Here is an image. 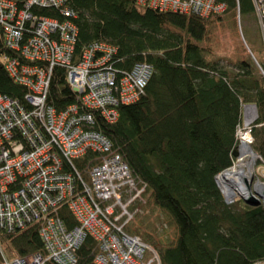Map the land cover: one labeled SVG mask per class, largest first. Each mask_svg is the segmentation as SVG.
<instances>
[{
	"label": "trees",
	"instance_id": "trees-1",
	"mask_svg": "<svg viewBox=\"0 0 264 264\" xmlns=\"http://www.w3.org/2000/svg\"><path fill=\"white\" fill-rule=\"evenodd\" d=\"M217 2L225 3L227 11L208 18L139 7L135 0H68L73 18L53 8L32 9L38 16L69 20L78 27L73 64L80 62L84 48L105 42L117 48L110 63L114 71L128 73L140 63L153 67L140 100L117 107V122H108L97 110L87 112L71 88L66 66L54 68L47 104L57 112L76 105L81 114L90 113L92 129L113 143L135 178L146 185L143 202L135 206L152 203L177 234L167 247L157 246L161 264H264V206L244 200L227 205L215 180L234 163L236 131L248 105L258 114L251 128L252 148L264 159V29L259 52L245 38L254 58L249 55L224 67L222 52L205 42L208 28L225 14L239 12L241 19L252 15L256 6L254 0ZM4 44L0 29V94L27 106V91L5 69L7 60H20V54ZM97 156L89 153L77 160V170L85 173L98 162ZM59 216L69 229L76 227L67 206ZM40 227L33 222L12 231L1 229L0 264L3 256L8 261L32 254L45 257ZM96 252V242L87 237L78 250V264H96Z\"/></svg>",
	"mask_w": 264,
	"mask_h": 264
},
{
	"label": "built area",
	"instance_id": "built-area-1",
	"mask_svg": "<svg viewBox=\"0 0 264 264\" xmlns=\"http://www.w3.org/2000/svg\"><path fill=\"white\" fill-rule=\"evenodd\" d=\"M135 1L139 7L202 18L227 11V6L217 0ZM67 2L0 0V29L5 44L20 54V60L8 59L5 67L16 84L28 89L29 106L0 94V230L12 231L40 222V237L46 249L45 257L32 254L8 261L3 256L4 263L78 264V249L90 236L97 246L96 264H161L156 250L126 231L137 215L132 208L143 202L146 185L135 178L113 143L92 129L95 121L90 113L81 114L76 105L57 112L47 104L51 74L60 64L68 68L69 83L82 97L83 107L99 111L108 122H117V107L140 100L153 67L140 63L128 73L114 71L110 63L117 48L105 42H93L84 48L80 62L73 64L78 27L69 20L60 22L32 12L33 8H53L63 17L73 18L76 13ZM242 136L236 149L237 166L243 159L239 152L243 139L246 137L250 146L253 142L250 133ZM89 153L98 155V162L87 168L86 180L75 162ZM248 159L253 164V177L255 171L264 175V159L253 150ZM258 159L263 162L260 170L256 168ZM235 166L233 163L223 173ZM11 181L13 184H9ZM246 182L249 193L258 186ZM51 189L58 193H51ZM237 191L240 196L245 190ZM239 199L226 204L233 205ZM65 203L77 222L72 229L59 216Z\"/></svg>",
	"mask_w": 264,
	"mask_h": 264
},
{
	"label": "rangeland",
	"instance_id": "rangeland-1",
	"mask_svg": "<svg viewBox=\"0 0 264 264\" xmlns=\"http://www.w3.org/2000/svg\"><path fill=\"white\" fill-rule=\"evenodd\" d=\"M254 3L256 6V11H257L256 13L258 14V17H259V30L262 32L264 29V26H263L264 0H254ZM222 4H225V3H222ZM150 8L155 9L152 7H150ZM247 16L245 15L241 19L240 14L238 12L237 16L235 15V16L231 17L232 21H230L229 24L234 23V26H232V27L229 26L228 23L217 24V21H214L212 23V27L208 28V30H209L208 36L205 39V42H207V44L210 45L209 47L212 48V50H214V52L216 50L217 45H220V51L221 52L224 49H227V51H228V49L229 50L231 49V51H233V53L236 52V56H238L237 59L240 61L247 59L249 55L253 56L251 51H250V48L247 45L246 39L248 40V42L252 46V48L254 50H256V52H259V50H260L259 48L262 47V45L260 46V33L261 32H259L255 28L256 27L255 23H253L252 21L248 22ZM217 20L223 22L224 19L223 20L217 19ZM233 28H234V30H233ZM241 28H242L243 32L241 31ZM258 32H259V34H258ZM224 42L227 43L228 48L224 47L225 46ZM4 46L7 48L6 44H4ZM222 56H223V52H222ZM252 58H254V56ZM223 65H224V67H226L227 65L230 66L229 62H224ZM57 66H61V65L60 64L55 65V67H57ZM5 69H6V67H5ZM261 72L264 75V72L262 70H261ZM10 78L14 81V79L11 76H10ZM50 85H51V80H50ZM20 86L23 87L26 91H28L26 86H24V85H20ZM246 107L248 108L246 110V117H248V118L251 117L252 118L251 120L252 121L254 120V122L251 124L250 121H247L245 116L243 117L244 122H243L242 128H237V131H236L237 141H239L241 139V137H243L242 135H245L246 133H250V131H249L250 127L252 128L253 125L255 124L256 120L258 119L256 107L253 105H248V106H245L244 109ZM85 108L88 111L92 110V109H88L87 107H85ZM254 111H255V115L253 114ZM102 117L105 119L104 116H102ZM245 121H246V124H250L246 128H245ZM241 133H242V135H241ZM250 134L253 137L252 133H250ZM253 142H254V138H253ZM253 142H252V145H253ZM252 145L251 146L249 145L250 149L252 148ZM251 150H253V148ZM235 153H237V152H235ZM235 153H234V155H235ZM233 158L235 159L234 165L237 166V161L239 160V154L237 153V156L236 157L234 156ZM66 161L69 163L68 160H66ZM259 165H263V162L258 159V162L256 165L257 166L256 168L258 170H260ZM255 172H254L255 176L253 177L252 183H251L252 186L256 185L259 182L264 183V175H261L258 171H255ZM84 174L88 179V173L85 172ZM217 182H219V179H217ZM9 184H13V181H11ZM50 192L51 193H58L57 189H51ZM239 200H242V198H240ZM139 204L140 203H137L135 205H139ZM144 204H146V202ZM144 204H142L143 205L142 209L140 207H137V206H135V208H132V210H137V215H136L135 220L126 229V231L133 236L140 237L142 239V241L149 244L154 250H156V252H158V248H157L158 245H160L161 247L162 246L167 247L168 245H170L175 240L176 235H177L176 230H175L174 226L170 223V220L167 217V215L162 210H160L159 208L154 206L152 203L148 204L147 206H145ZM64 206L66 207L67 203H65ZM80 247H79V249H80ZM4 264H6V263H4Z\"/></svg>",
	"mask_w": 264,
	"mask_h": 264
},
{
	"label": "bare ground",
	"instance_id": "bare-ground-1",
	"mask_svg": "<svg viewBox=\"0 0 264 264\" xmlns=\"http://www.w3.org/2000/svg\"><path fill=\"white\" fill-rule=\"evenodd\" d=\"M247 109H248L247 107L244 109L245 118H246V110ZM246 119L248 120L249 118L247 117ZM248 126H249V124H247V127ZM249 131L251 133V130H249ZM245 138L243 139V145L241 147V150H239V152H241L242 157H243L242 163L239 164L238 166L233 167V170H231L230 172H226V173L221 172L219 174L220 176L219 175L216 176L219 178L220 184L217 183V181H216V183H217V186H218L220 192L222 193V195L224 197L225 202L227 201V203L234 202L236 200V198H242V200H244L245 202L253 200V201L258 202L259 205L264 206V185L258 183V186L256 187V189L254 191L251 190L250 193H249V190H247V188H246L247 183H248V182H246V180L250 181V183H251L252 179H253V175H252L253 164H252V162H250V159H248V155L252 153V150L249 148L250 144H248V141L245 140ZM246 169L249 170V173L247 175L245 174ZM215 180H216V178H215ZM244 182H246V183H244ZM242 188L245 191H243V193L239 196V191H237V190L242 189ZM249 188H250V186H249ZM255 198L258 200H256ZM251 206H253V205H251Z\"/></svg>",
	"mask_w": 264,
	"mask_h": 264
},
{
	"label": "crops",
	"instance_id": "crops-1",
	"mask_svg": "<svg viewBox=\"0 0 264 264\" xmlns=\"http://www.w3.org/2000/svg\"><path fill=\"white\" fill-rule=\"evenodd\" d=\"M257 12V11H256ZM254 13V14H252V15H246L247 16V18H248V22H250V21H252L253 23H255V28L259 31V32H261L260 30H259V17H258V14L257 13ZM232 15V14H231ZM225 17H223L222 18V20H223V22L222 21H218V23L217 24H221V23H228V25L229 26H234V23L233 24H229V22L230 21H232V18H231V16H229L228 14H225L224 15ZM234 16V15H233ZM232 16V17H233ZM233 30H234V28H233ZM230 31V30H229ZM241 31L243 32V30H242V28H241ZM263 32V31H262ZM250 37V36H249ZM224 47L225 48H228V45H227V43H225L224 42ZM216 50H219V53H220V45H217L216 46ZM222 52H223V58L226 60H224V62H229V65L230 66H233V64H234V61H237L238 59H237V57L238 56H236V52L235 53H233V51H231V49L229 50L228 49V51H227V49H224V50H222ZM218 55H220V54H218Z\"/></svg>",
	"mask_w": 264,
	"mask_h": 264
},
{
	"label": "water",
	"instance_id": "water-1",
	"mask_svg": "<svg viewBox=\"0 0 264 264\" xmlns=\"http://www.w3.org/2000/svg\"><path fill=\"white\" fill-rule=\"evenodd\" d=\"M235 156H237V153H235ZM257 200V199H256ZM247 204H249V205H253V206H258L259 205V203L258 202H256V201H248V202H246Z\"/></svg>",
	"mask_w": 264,
	"mask_h": 264
}]
</instances>
